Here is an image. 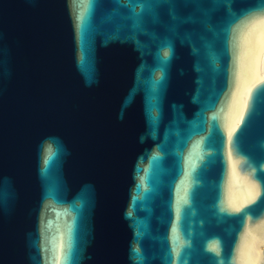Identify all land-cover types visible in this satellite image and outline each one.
I'll return each instance as SVG.
<instances>
[{"label": "water", "instance_id": "water-1", "mask_svg": "<svg viewBox=\"0 0 264 264\" xmlns=\"http://www.w3.org/2000/svg\"><path fill=\"white\" fill-rule=\"evenodd\" d=\"M262 14L0 0V264H264Z\"/></svg>", "mask_w": 264, "mask_h": 264}, {"label": "snow or ice", "instance_id": "snow-or-ice-1", "mask_svg": "<svg viewBox=\"0 0 264 264\" xmlns=\"http://www.w3.org/2000/svg\"><path fill=\"white\" fill-rule=\"evenodd\" d=\"M258 19L260 20V22H264V14H262L260 17H258ZM254 23H255V20L250 21V24H254Z\"/></svg>", "mask_w": 264, "mask_h": 264}, {"label": "bare ground", "instance_id": "bare-ground-1", "mask_svg": "<svg viewBox=\"0 0 264 264\" xmlns=\"http://www.w3.org/2000/svg\"><path fill=\"white\" fill-rule=\"evenodd\" d=\"M261 58H262V55L260 56V60H261ZM260 73H261V71H260Z\"/></svg>", "mask_w": 264, "mask_h": 264}]
</instances>
